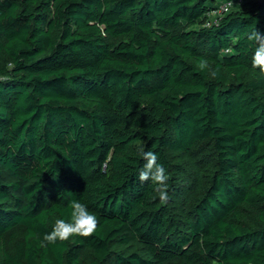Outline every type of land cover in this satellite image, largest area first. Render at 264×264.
<instances>
[{
	"label": "trees",
	"instance_id": "1",
	"mask_svg": "<svg viewBox=\"0 0 264 264\" xmlns=\"http://www.w3.org/2000/svg\"><path fill=\"white\" fill-rule=\"evenodd\" d=\"M254 27L264 0H0V264H264ZM73 200L97 230L47 243Z\"/></svg>",
	"mask_w": 264,
	"mask_h": 264
},
{
	"label": "clouds",
	"instance_id": "2",
	"mask_svg": "<svg viewBox=\"0 0 264 264\" xmlns=\"http://www.w3.org/2000/svg\"><path fill=\"white\" fill-rule=\"evenodd\" d=\"M248 41L253 46L251 56V67L258 69L264 74V33L260 32L255 27L247 36ZM208 61L201 58L199 68H208ZM213 77L216 72L211 73ZM140 155L145 161L143 167L139 171L138 179L141 182L151 181L155 187V193L162 204H166L169 199L168 195V176L166 170L158 163V155L153 151H141ZM155 198V197H154ZM71 219L70 222L64 219H57L53 225L52 231L46 233L43 240L49 244H54L59 241H67L73 236L89 237L94 234L99 226L97 217L90 213L87 206L78 200H73L70 203Z\"/></svg>",
	"mask_w": 264,
	"mask_h": 264
},
{
	"label": "built area",
	"instance_id": "3",
	"mask_svg": "<svg viewBox=\"0 0 264 264\" xmlns=\"http://www.w3.org/2000/svg\"><path fill=\"white\" fill-rule=\"evenodd\" d=\"M241 1L242 0H239V2ZM233 6H234L233 2L223 3L222 5L219 6V8L211 12L210 17L216 18L223 16L224 14L228 13L233 8Z\"/></svg>",
	"mask_w": 264,
	"mask_h": 264
}]
</instances>
